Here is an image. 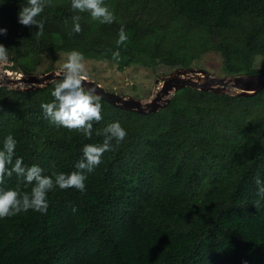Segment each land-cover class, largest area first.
<instances>
[{
	"label": "trees",
	"instance_id": "obj_1",
	"mask_svg": "<svg viewBox=\"0 0 264 264\" xmlns=\"http://www.w3.org/2000/svg\"><path fill=\"white\" fill-rule=\"evenodd\" d=\"M24 4L0 0V44L15 70L33 73L42 54L76 50L119 69L190 67L216 51L228 75L264 71L254 67L264 58V0H104L111 24L74 11L71 0H47L36 17L41 36L18 22ZM121 25L128 40L118 47ZM53 89L0 86V149L11 134L15 157L51 175L76 171L84 145L102 143L97 133L107 124L119 121L127 136L86 173L84 192L56 187L46 213L0 218V264H264V197L255 183L264 182V90L232 96L186 87L151 114L101 99L89 138L45 117ZM31 187L15 174L0 184Z\"/></svg>",
	"mask_w": 264,
	"mask_h": 264
},
{
	"label": "clouds",
	"instance_id": "obj_2",
	"mask_svg": "<svg viewBox=\"0 0 264 264\" xmlns=\"http://www.w3.org/2000/svg\"><path fill=\"white\" fill-rule=\"evenodd\" d=\"M47 4V0H26L18 12V22L24 26H36L37 36L43 35L44 24L37 21ZM71 8L81 13L87 12L93 20L101 24H111L115 21V15L104 4V0H71ZM81 17H72L73 31H82ZM7 29L0 28V34H6ZM128 40L125 27L121 25L116 45L119 47ZM120 52L113 53V60L119 62ZM84 56L81 52L72 50L67 53V60L63 64V70L56 73L54 89L51 92L53 100L43 103L41 108L45 117L57 127L63 126L69 130H77L91 138L93 122L102 119L101 96L95 87H87L84 84ZM8 61V49L0 44V62ZM98 135H103L102 143L85 144L83 157L75 165L76 171L70 173L53 172L45 175L44 169L38 165H25L23 158L15 157L17 141L9 134L3 141L0 149V184L4 177L15 174L27 184L32 185L30 192H22L19 188H0V218L15 216L21 212L33 210L46 213L48 205V193L58 187L61 190L75 188L81 192L86 190V173H91L102 163L105 152L114 150L113 141L119 145L127 136L126 130L119 121L107 124ZM258 195L264 197V182L256 178ZM259 200L257 201V205ZM75 211V209H73Z\"/></svg>",
	"mask_w": 264,
	"mask_h": 264
},
{
	"label": "water",
	"instance_id": "obj_3",
	"mask_svg": "<svg viewBox=\"0 0 264 264\" xmlns=\"http://www.w3.org/2000/svg\"><path fill=\"white\" fill-rule=\"evenodd\" d=\"M16 65V63H14ZM52 70L44 74L0 71V86L22 91H34L54 83L56 73ZM84 76L87 87H95L101 98L111 105L143 114L156 113L164 109L172 99V95L182 88L191 87L202 91L232 96H253L264 90V71L259 73L236 74L218 77L209 71L197 67H176L164 78L156 80V89L150 99H140L129 95H121L109 91L95 80Z\"/></svg>",
	"mask_w": 264,
	"mask_h": 264
},
{
	"label": "rangeland",
	"instance_id": "obj_4",
	"mask_svg": "<svg viewBox=\"0 0 264 264\" xmlns=\"http://www.w3.org/2000/svg\"><path fill=\"white\" fill-rule=\"evenodd\" d=\"M66 60L67 53L65 52L44 53L41 56L40 64L33 73L42 75L52 70H63ZM223 64V57L219 52L208 51L202 54L192 67L202 68L212 75L222 77L226 75ZM13 65L14 63L9 59L7 62H0V71L9 70L15 74L20 73L21 70L13 69ZM84 65L83 75L89 79L97 81L109 91L140 99H150L156 89V80L164 78L174 69L163 64L154 67L137 63L119 69L118 65L112 61L86 58ZM254 67L264 69V58L258 56Z\"/></svg>",
	"mask_w": 264,
	"mask_h": 264
},
{
	"label": "bare ground",
	"instance_id": "obj_5",
	"mask_svg": "<svg viewBox=\"0 0 264 264\" xmlns=\"http://www.w3.org/2000/svg\"><path fill=\"white\" fill-rule=\"evenodd\" d=\"M10 72V71H9Z\"/></svg>",
	"mask_w": 264,
	"mask_h": 264
}]
</instances>
